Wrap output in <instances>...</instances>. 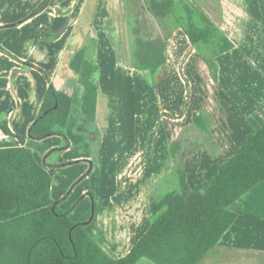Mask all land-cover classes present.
<instances>
[{
	"label": "crops",
	"instance_id": "1",
	"mask_svg": "<svg viewBox=\"0 0 264 264\" xmlns=\"http://www.w3.org/2000/svg\"><path fill=\"white\" fill-rule=\"evenodd\" d=\"M43 1L0 0V141L7 139L31 150L52 178L51 197L59 208L71 221L84 223L90 237L108 255L119 259L178 199L179 169L186 172L191 188L199 191L181 165L196 158V152L183 149L196 140L194 129L210 136L213 133L216 142L212 150L206 149L216 162L224 154L228 159L233 157L242 145L239 143L264 125V52L256 48L264 46V0H191L235 45L231 52L217 58V83L193 46L191 69H203L204 77L210 76L212 87L220 94L235 88V105L241 116L235 114L236 121L213 97L209 105L205 103L204 113L188 117L177 111L167 115L163 102L173 105L174 96L164 99L160 83L165 67L180 61L170 53L174 35L185 32L172 24L173 31L165 40L167 62L155 76L136 69L133 28L138 21L141 30L143 18L148 23L147 17L152 21L147 29L153 30V24L158 23L148 8L152 0H50L42 12L32 15ZM155 27L161 37L154 39L164 40L163 24ZM81 51L85 59L98 66L92 75L98 83V95L89 132L79 130L84 87L71 68ZM239 79L248 85L237 88ZM50 88L72 99L67 139L57 134L32 139L30 128ZM197 115L206 129L196 124ZM226 161L217 163L212 179ZM259 192L264 193V182L249 195ZM245 197L231 206L238 215L235 224L200 264H235L223 259L222 248L236 245L241 211L235 205ZM250 201L263 202L253 196ZM137 264L156 263L143 258Z\"/></svg>",
	"mask_w": 264,
	"mask_h": 264
},
{
	"label": "trees",
	"instance_id": "2",
	"mask_svg": "<svg viewBox=\"0 0 264 264\" xmlns=\"http://www.w3.org/2000/svg\"><path fill=\"white\" fill-rule=\"evenodd\" d=\"M49 3L50 0L43 1L32 15L42 12ZM151 11L160 19H178L217 83V58L235 48L225 32L191 0H152ZM135 28V68L155 76L167 62L166 41H146L138 21ZM71 68L79 74L84 87L79 130L89 132L98 95V83L92 75L98 66L85 59L81 51ZM71 105L69 95L50 88L29 136L43 139L57 134L67 139ZM195 122L200 128H207L201 116L197 115ZM177 174L181 190L178 199L125 257L115 259L90 237L84 223L71 221L52 199V178L31 150L7 139L0 141V264H137L143 258L156 264H200L235 224L238 215L231 206L264 182V125L221 165L203 191L191 188L183 169Z\"/></svg>",
	"mask_w": 264,
	"mask_h": 264
},
{
	"label": "rangeland",
	"instance_id": "3",
	"mask_svg": "<svg viewBox=\"0 0 264 264\" xmlns=\"http://www.w3.org/2000/svg\"><path fill=\"white\" fill-rule=\"evenodd\" d=\"M148 8L151 10V2H149ZM147 20L149 23V21H151L150 17H147ZM157 20L158 23L153 24V30L147 29L150 26L147 25L148 23L145 21V18H143L141 30L138 25L141 36L144 40L154 39L159 36L161 37V31L157 29L155 32L154 29L156 28L155 26L160 24V22L163 24V27H165V29H163L164 40H167L172 33V24L177 28L182 27L175 16H170L164 19L157 18ZM133 29L135 30L136 28ZM185 36V33L182 31L174 35L172 45L170 46V53L180 61L175 66L172 62L165 67L166 69L164 68L165 71L160 83L159 90L164 99H167L170 94H173L174 96L173 105L163 102L164 107H166L168 112L167 115L170 117L173 115V112L176 113L177 111L188 117H191L193 113H204L203 108L205 107V103L207 102V105H209L213 97L220 105H225L224 109L226 110L228 117L236 121L237 117L240 118L241 116L237 113L235 105V102L237 101L234 93L235 88L228 89L229 93H226L224 90L220 94L219 91L216 92V88L212 87L214 84L210 82V76L207 75L206 78L204 77L203 69L201 70L199 67L191 69V65L194 63L191 56L192 45ZM263 47L264 46H256L257 51L263 53ZM202 53L208 54L206 51H203ZM200 55L203 57L202 54ZM190 60L192 61L188 65H185V63H188ZM205 70H209L207 66L205 67ZM236 84L237 88L238 86L248 85L241 84L240 79L236 81ZM219 123V127L222 129L220 119ZM194 131L196 134V140H192V143L187 144L183 149L184 151H190L191 153L196 152V158H191L188 162L182 163L181 165L182 167L184 165L186 170L191 174V180L194 186L199 191H203L205 183L212 179L215 169H217V163L226 161L229 156H225L224 154L223 157H219L216 162H213L212 159L215 158L209 155L207 149L212 150L213 147L211 145L216 142L214 138L215 136L213 133H211L212 135L210 136L208 132L202 131L199 128L194 129ZM242 142H240L239 145H241ZM171 147L174 148L173 146ZM206 165L209 166V171H206ZM200 170L201 172L205 171V174L199 173ZM172 176L176 177V175ZM251 196L261 197L263 202H260L261 204H258L257 202L256 204L253 201H250ZM245 198L247 199L235 205V209L241 211V216L235 233V235H237V238H235L236 245L229 249L228 247L222 248L223 259L228 260V262H234L235 264H238L237 261L239 264H243L244 262H249L248 264H264V220H262V218H264V193L259 192L254 193L253 195L247 193ZM225 264L227 263L225 262Z\"/></svg>",
	"mask_w": 264,
	"mask_h": 264
}]
</instances>
